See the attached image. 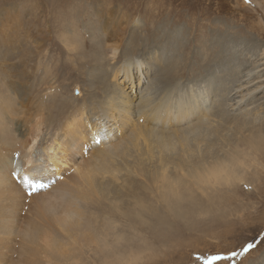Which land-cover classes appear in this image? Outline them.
Instances as JSON below:
<instances>
[{"label": "bare ground", "instance_id": "1", "mask_svg": "<svg viewBox=\"0 0 264 264\" xmlns=\"http://www.w3.org/2000/svg\"><path fill=\"white\" fill-rule=\"evenodd\" d=\"M12 6L0 8L3 63L20 57L36 38L30 30L19 32L26 13ZM106 14L100 22L105 41L92 39L86 53L100 68L103 91L75 95V88L56 91V85L18 91L16 64L1 68L0 264H133L144 254L152 264H181L183 258L164 248L178 225L193 220L200 205L218 209L217 193L238 185L235 179L263 188L255 184L261 183L256 165L264 168V101L256 96L264 93V51L246 73L248 66L234 68L217 91H184L174 79L178 66L165 73L156 66L153 74L161 76L154 91L156 80L147 81L150 55L122 50ZM35 30L38 51L52 46L46 32ZM60 40L67 48L85 46L75 34ZM144 45L139 48L156 46ZM107 50L119 57L105 70ZM230 130L241 134L232 143ZM33 168L49 185L35 194L21 179L34 175ZM246 173L257 178L252 187L242 178ZM162 250L164 259L156 261Z\"/></svg>", "mask_w": 264, "mask_h": 264}, {"label": "rangeland", "instance_id": "2", "mask_svg": "<svg viewBox=\"0 0 264 264\" xmlns=\"http://www.w3.org/2000/svg\"><path fill=\"white\" fill-rule=\"evenodd\" d=\"M12 5L19 6L26 13L25 20L20 22L17 18L18 26L22 25L18 27L19 32L22 28L36 35L32 47L18 54L20 57L8 63H3L0 58V78L4 76L1 68L16 64L18 72L13 77L18 82V91H50L48 88L53 85H56V91L75 88V95L80 90L82 94L103 91L97 76L100 68L86 53L92 39L105 41L100 22L104 21L106 13L112 28L121 35L122 50L125 46L135 47V53L138 51L141 58L150 55L152 70L147 81L156 80L153 82L154 91L161 76L153 74L156 66L161 73L178 66L174 79H178L184 91H217L220 85L233 78L234 68L248 66L243 69L246 73L253 68L250 65L254 59L264 51V0H0L2 10ZM99 13H102L101 18ZM35 29L46 32V43L52 46L38 51V35L35 33L38 31ZM72 34L83 40L85 46L67 48L60 37ZM140 45H144L143 48L156 46L150 49L153 50L150 54V50L139 48ZM118 57V53L115 55L112 50H107L102 61L105 70L107 64H116ZM172 57L173 62L169 63ZM45 65L49 67L42 74ZM261 68L263 66L258 69ZM106 74L111 75L110 72ZM115 79L121 80L119 76L110 79L109 91L115 90ZM256 96L264 101V93ZM101 100L102 95L97 98V101ZM228 134L232 139L228 143L237 141L241 135L231 130ZM218 145L217 149L222 150V145ZM256 167L261 183L255 186L263 188H247L238 182L240 179H235L238 185L232 186L230 191L225 189L217 193L216 199L222 198L216 203L218 209L211 211L215 203L200 205L193 220L178 225L177 237L164 248L176 259L183 258L181 264H264V168L262 165ZM242 178L247 184L252 183L250 187L257 179L249 173L243 174ZM253 242L257 247L247 255L231 256ZM164 250L159 251V255L157 253L156 261L164 259ZM216 257L220 258L214 259ZM153 262L144 254L133 264Z\"/></svg>", "mask_w": 264, "mask_h": 264}, {"label": "snow or ice", "instance_id": "3", "mask_svg": "<svg viewBox=\"0 0 264 264\" xmlns=\"http://www.w3.org/2000/svg\"><path fill=\"white\" fill-rule=\"evenodd\" d=\"M99 135H100V132H98L97 136L99 137ZM95 142L99 144L101 141L99 138H97ZM32 171L34 172V175H23L21 177V179L24 182V185L31 189V194H35L41 189L48 188L49 185L40 179V177L43 175V172L36 168H33ZM256 247H257V244L255 242L249 243L239 253L233 252L231 256L236 257L237 255H240V256L247 255ZM219 258L220 257H216L214 259H219Z\"/></svg>", "mask_w": 264, "mask_h": 264}]
</instances>
